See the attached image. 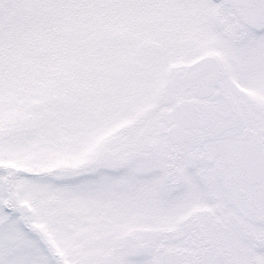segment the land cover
I'll use <instances>...</instances> for the list:
<instances>
[{
	"label": "snow or ice",
	"instance_id": "6c2138e0",
	"mask_svg": "<svg viewBox=\"0 0 264 264\" xmlns=\"http://www.w3.org/2000/svg\"><path fill=\"white\" fill-rule=\"evenodd\" d=\"M0 264H264V0H0Z\"/></svg>",
	"mask_w": 264,
	"mask_h": 264
}]
</instances>
